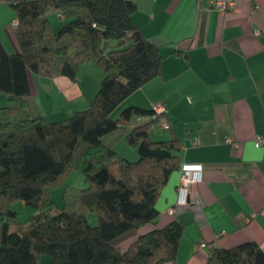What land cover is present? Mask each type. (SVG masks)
I'll list each match as a JSON object with an SVG mask.
<instances>
[{
    "label": "trees",
    "instance_id": "obj_1",
    "mask_svg": "<svg viewBox=\"0 0 264 264\" xmlns=\"http://www.w3.org/2000/svg\"><path fill=\"white\" fill-rule=\"evenodd\" d=\"M12 6L19 51L9 52L0 39V93L7 98L0 107V264H38L44 254L52 264H173L185 228L177 220L157 227V202L172 174L181 172V140L166 110L132 105L113 117L161 73L164 56L136 23V2L23 0ZM51 14L67 20L58 31ZM85 64L105 73L89 106L58 120L42 114L31 75L74 80ZM140 116L150 119L133 126ZM156 126L170 136L155 139ZM121 137L138 147L134 161L116 151ZM73 171L84 175L86 186L66 190L59 206L53 190ZM18 201L38 212L19 222L13 209ZM200 207L193 198L184 209L200 214ZM147 224L156 227L125 250L114 245ZM206 264H264V249L253 240L231 248L213 245Z\"/></svg>",
    "mask_w": 264,
    "mask_h": 264
},
{
    "label": "crops",
    "instance_id": "obj_2",
    "mask_svg": "<svg viewBox=\"0 0 264 264\" xmlns=\"http://www.w3.org/2000/svg\"><path fill=\"white\" fill-rule=\"evenodd\" d=\"M19 1L0 0V39L11 53L20 49L12 6ZM134 1L136 23L164 58L161 73L118 109L164 105L181 140V162L203 166V179L193 184L190 196L200 200V214L176 208L180 171L172 174L157 202V227L177 220L185 228L173 264H206L213 245L231 248L253 240L264 249V0H236L229 10L204 9L197 0ZM59 20L60 25L64 19ZM254 30L261 34L254 36ZM104 75L97 65L85 64L74 80L31 75V88L40 112L58 120L87 108ZM6 104L0 93V107ZM149 119L135 117L132 125ZM152 134L170 136L159 126ZM257 136L263 138L260 147ZM173 206L175 214L168 212ZM156 226L144 225L113 243L125 250Z\"/></svg>",
    "mask_w": 264,
    "mask_h": 264
},
{
    "label": "rangeland",
    "instance_id": "obj_3",
    "mask_svg": "<svg viewBox=\"0 0 264 264\" xmlns=\"http://www.w3.org/2000/svg\"><path fill=\"white\" fill-rule=\"evenodd\" d=\"M54 16H56L57 20H59L60 15L55 14ZM57 20H55V23H56L55 29L58 31L67 22V20L64 19V21L60 25L58 24ZM59 21L61 22V20H59ZM121 109H116V111H114V113H113V117H117L119 115ZM133 123H135L134 119L132 121V124ZM155 137H157L156 134L154 135V138ZM115 143H116L115 149L120 155L127 157L128 159H131L132 161H134L135 159L138 158V147H134V146L130 145L125 138L121 137ZM85 186H86V182H85L84 175L81 172L73 171L68 175L67 180L65 181V183L63 185H61V187L53 190L52 197H53L55 203L57 205L61 206V205H63V203L65 201L66 190L68 192H71L74 190H79ZM13 209L17 212V220L19 222L26 221L28 218H30L32 215H34L38 212V209L36 207L27 205L23 201H18L16 203H14ZM90 219L92 221H94L95 223L97 222V217L94 213L90 214ZM38 264H52V263H51L50 257L48 255L44 254L41 257Z\"/></svg>",
    "mask_w": 264,
    "mask_h": 264
},
{
    "label": "built area",
    "instance_id": "obj_4",
    "mask_svg": "<svg viewBox=\"0 0 264 264\" xmlns=\"http://www.w3.org/2000/svg\"><path fill=\"white\" fill-rule=\"evenodd\" d=\"M197 4L201 8H210V7H217L222 10H229L232 9L235 4L236 0H197ZM16 22V21H15ZM261 34L260 30H254L253 35L259 36ZM157 112H164L165 107L162 104H157L154 106ZM164 128L168 129L169 124L166 120L162 121L161 124ZM263 143L262 136L256 137V146L259 147ZM239 146L238 142H233V147L237 148ZM203 179V166L199 163H183L181 168V181L180 186L178 188L179 191V198H178V207H184L191 203V193H192V186L197 182ZM194 202L196 205L201 206V202L199 199L194 198ZM169 213L175 214L177 209L174 207L169 208Z\"/></svg>",
    "mask_w": 264,
    "mask_h": 264
},
{
    "label": "water",
    "instance_id": "obj_5",
    "mask_svg": "<svg viewBox=\"0 0 264 264\" xmlns=\"http://www.w3.org/2000/svg\"><path fill=\"white\" fill-rule=\"evenodd\" d=\"M121 43H123V41H119V44H121ZM108 44H109V41H106L105 44H104V49L107 48Z\"/></svg>",
    "mask_w": 264,
    "mask_h": 264
},
{
    "label": "bare ground",
    "instance_id": "obj_6",
    "mask_svg": "<svg viewBox=\"0 0 264 264\" xmlns=\"http://www.w3.org/2000/svg\"><path fill=\"white\" fill-rule=\"evenodd\" d=\"M165 112V111H164ZM161 113H163V112H161ZM173 130V129H172Z\"/></svg>",
    "mask_w": 264,
    "mask_h": 264
}]
</instances>
